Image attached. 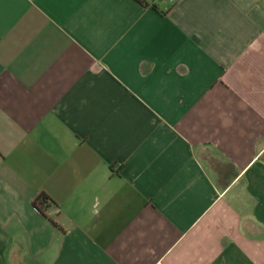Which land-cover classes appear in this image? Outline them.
<instances>
[{
  "label": "crops",
  "instance_id": "obj_1",
  "mask_svg": "<svg viewBox=\"0 0 264 264\" xmlns=\"http://www.w3.org/2000/svg\"><path fill=\"white\" fill-rule=\"evenodd\" d=\"M143 1L0 0V264H264V0Z\"/></svg>",
  "mask_w": 264,
  "mask_h": 264
},
{
  "label": "trees",
  "instance_id": "obj_2",
  "mask_svg": "<svg viewBox=\"0 0 264 264\" xmlns=\"http://www.w3.org/2000/svg\"><path fill=\"white\" fill-rule=\"evenodd\" d=\"M135 2H137L140 6L142 7H146L147 4L143 1V0H134ZM153 8H155L153 6ZM49 201V199L45 196V195H41L37 200H36V206H40V207H44L46 206L47 202ZM50 202V201H49Z\"/></svg>",
  "mask_w": 264,
  "mask_h": 264
},
{
  "label": "built area",
  "instance_id": "obj_3",
  "mask_svg": "<svg viewBox=\"0 0 264 264\" xmlns=\"http://www.w3.org/2000/svg\"><path fill=\"white\" fill-rule=\"evenodd\" d=\"M174 0H169L170 3H172Z\"/></svg>",
  "mask_w": 264,
  "mask_h": 264
}]
</instances>
